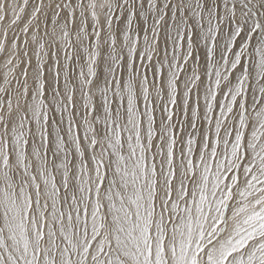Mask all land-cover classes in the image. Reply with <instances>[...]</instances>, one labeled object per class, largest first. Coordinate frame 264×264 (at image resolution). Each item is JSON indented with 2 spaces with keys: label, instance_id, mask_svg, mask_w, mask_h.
Listing matches in <instances>:
<instances>
[{
  "label": "snow or ice",
  "instance_id": "6c2138e0",
  "mask_svg": "<svg viewBox=\"0 0 264 264\" xmlns=\"http://www.w3.org/2000/svg\"><path fill=\"white\" fill-rule=\"evenodd\" d=\"M0 264H264V0H0Z\"/></svg>",
  "mask_w": 264,
  "mask_h": 264
}]
</instances>
